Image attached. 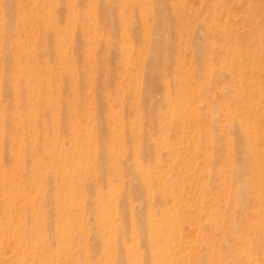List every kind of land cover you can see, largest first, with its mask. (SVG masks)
Returning <instances> with one entry per match:
<instances>
[{
  "label": "bare ground",
  "instance_id": "bare-ground-1",
  "mask_svg": "<svg viewBox=\"0 0 264 264\" xmlns=\"http://www.w3.org/2000/svg\"><path fill=\"white\" fill-rule=\"evenodd\" d=\"M138 1L144 12L140 17L144 35L135 56L129 37L133 17L126 10ZM183 1L124 0L119 9L124 24L123 73L116 89L117 100L131 115L110 102L114 97L99 92L108 110L102 119L95 104L82 98L79 106L77 76L62 54L68 30L62 35L57 25H42L43 33L54 35L60 76L74 84L72 98L64 99V104L62 88L51 84L55 75L23 60L34 51L29 48L34 36H27L31 27L26 17L9 20L0 12V55L13 62L11 76L0 66V139L7 136L10 148L5 154L15 163L13 167L3 164L0 141V264H217L213 257L224 264H241L243 255L264 264V153L260 149L264 117L258 115L259 109L264 111V100L257 99L254 91L257 87L264 98V82L258 80V71H264V17L259 21L254 19L256 14L249 15L250 26L242 33L234 21L222 27L219 20L218 27L209 19L200 26L199 35L191 38L189 25H184L188 17L178 5ZM33 3L37 12L43 11L44 1ZM216 6L214 2L211 9ZM251 6L264 13V0H251ZM94 8L90 4L85 17L71 10L72 32L81 19L89 21L90 32L98 31ZM43 18L53 17L39 20ZM211 28L227 42V58L221 60L214 44L204 43ZM21 35L27 38L19 39ZM5 40L13 46L7 49ZM188 49L192 69L183 61ZM87 50L93 52V48ZM87 60L88 88L108 87V78H98L106 68L95 69L91 56ZM214 72L227 83L215 105L208 98ZM157 89L162 91L160 100L155 96ZM6 92L14 94L12 111L3 103ZM62 105L67 106L68 123L61 121ZM221 114L225 119H220ZM8 119L16 123L15 129L6 130ZM104 127L107 137L103 139L100 129ZM218 129L225 131L223 137H217ZM66 132L69 147L64 146ZM221 146L225 147L223 154ZM188 147L192 156L203 151L208 179L196 173ZM164 156L171 162L166 169ZM221 172L224 179L219 187L228 207L222 214L225 218L219 214L222 219H217L209 212L202 219L210 178ZM249 199L255 203L251 208ZM193 220L199 229L224 234L216 245L201 234V243L213 247L209 253L184 239V226ZM246 224L250 233L243 235ZM227 256L233 257L231 262Z\"/></svg>",
  "mask_w": 264,
  "mask_h": 264
},
{
  "label": "rangeland",
  "instance_id": "rangeland-1",
  "mask_svg": "<svg viewBox=\"0 0 264 264\" xmlns=\"http://www.w3.org/2000/svg\"><path fill=\"white\" fill-rule=\"evenodd\" d=\"M42 1H44L42 5L43 11L37 12V9H35L33 0L32 1L31 0H8V1L0 0V9L2 10L0 11L2 12L1 16L6 17L9 20H15L17 17H26L27 19L26 21H28L29 27H31V32L27 36L29 39L32 37V35L34 36L31 38L33 40H30L31 44H29V48L31 46L30 49L34 51L32 53L30 52L31 55L24 57L23 60H31L32 62L36 63L38 68H41V69L45 68L48 74L55 75L56 78L55 80H53L51 84L53 86L57 84L62 88L63 103L65 104L64 99L72 98L71 91L73 90L72 86L74 84L73 82H68V79L65 78L66 76L63 78L60 76V73L58 72V69H57L58 55H57V49H55L56 42H55L54 35L51 32H49L48 34L43 33L42 25L44 24L46 25L47 23L50 26L57 25L63 31L62 35L64 34V32H67L68 30V33L64 35V40L66 39L67 40L64 44V47H62V54L66 58L65 61H70L73 64L74 73H75V76H77V80L75 79L74 81H76L75 86L77 90H79L78 96L80 98V104H79L80 108H81V99L84 98L87 100L86 101L87 103L95 104L97 106V111H98V114L100 115V116L98 115V117L100 119H102L103 117H106L107 111H108L107 106L106 104H104L103 98L100 99L101 95L99 93V92H103L104 95H107L108 97H114L113 99L109 98L110 102L114 104V106L117 105L118 107L116 106L115 107L118 108L120 111H123L125 115L130 116L131 112L128 111V109L125 107V105H123L122 102L117 100V89H116V84L117 82H119L120 76L123 73V68L121 66V61H120V46L123 40L124 24L123 22L119 20L120 18L119 9L123 7L124 0H42ZM110 1H112V4L107 5ZM187 1L188 2L190 1L188 5H187L188 3ZM187 1L184 0L183 2H179V4L178 3L177 4L179 5V8L182 9L183 16L185 18L186 16L188 17L185 19V22H187L188 24L185 23L184 25H189L188 34L191 36V38H193V35L195 37L199 35L200 26L204 24L205 21H208L209 19H211V23H213L212 19H214V22L216 23L218 27H221V26L229 27L234 21L235 22L233 23L234 26H236L238 30L241 31L242 33L245 31V29L249 28L250 23H251L249 19L250 17H253L256 14L255 15L256 17H254V19H257L259 21L261 20V17H264V13L262 10L261 11L260 9L257 11L252 10L251 0H221L220 3H219L220 0H187ZM213 1L217 3L215 10L211 9V5L214 3ZM94 2L95 4H93ZM140 2L141 1L136 2L134 8L128 7V9L126 10V12H128L129 17H133L134 27L131 29V32H129V37L133 44V50H134L135 56L138 55V50L140 48L142 37L144 35V29L141 25V20H140V17H142L144 12L141 11ZM184 3L186 6L184 5ZM90 4L94 5L95 7L92 16L94 17V20L96 21L98 25V31L94 33L90 32L89 31L90 30L89 21L85 19H81L72 32L71 27H70V22H69V17H71V10H74V13L78 15L77 17H85L84 15L86 14V12H89L90 10ZM187 7H189L188 9L190 11L187 9ZM8 8H10V10ZM111 8H113L112 9L113 11L111 10ZM168 11L170 13L173 12L171 8H169ZM18 12H19V15H18ZM111 14H113V16H110ZM249 15L250 17H248ZM35 17H38V21H35ZM41 17H53V18H50V19L43 18L42 20L41 19L39 20V18ZM147 17L150 18L149 15H147ZM109 18H114L115 19L114 22L112 23L108 22ZM219 20L222 22L221 26L220 24L218 25V23H220ZM54 21H56V23H54ZM151 22H152V18H151ZM36 25H38L39 30H37ZM153 25L155 26V23H153ZM11 37L13 39L15 35L12 34ZM18 38L26 39L27 37L25 35H21ZM170 39L172 41H175V40L177 41L174 35H171ZM74 40H76V42ZM105 40L109 42H105ZM204 43L208 45L214 44L215 55L218 58H221V60L224 57L227 58V53L225 50L226 49L225 45L227 44V42L223 40V37L218 35L217 31L214 28H211L209 30L207 37H205L204 39ZM5 46L8 49L9 47H12L13 45L10 41L6 42L5 40ZM88 48H91V49L93 48V52L89 53L87 50ZM77 49L78 51H75ZM32 54H34L35 59L32 57ZM183 55H184L183 61L185 62L186 67H191L192 69L194 62H193V58H192L190 50L188 49V51H186ZM188 55H190L189 60H187ZM89 56L93 57L92 63L95 69L98 66L106 68L105 70L100 71L98 73L99 79L101 80L102 79L106 80V78L109 79L108 87H106L103 90L99 88H95L92 90V88H88L87 86V83L85 80V70L89 67L87 63L88 62L87 59L89 58ZM187 62L189 64H186ZM215 62H220V60L215 61ZM190 63L192 66L190 65ZM218 65L219 63H216L214 64V67L216 68ZM0 66L5 67L6 73L9 71V74H10L9 76L12 75L13 62H9V60L7 61L3 55H0ZM258 72H259L258 80L261 84V82H264V71L261 70ZM225 84H227L226 79H218L216 77V72H214L212 75V85L208 92V98L212 100L213 105L219 103L217 100V97L219 98L220 89ZM219 85H220V88H219ZM261 86H264V83H262ZM156 91H155V96L157 100H160L162 97V91L160 89H157ZM254 91L256 92L255 94L256 98L257 99L259 98L260 101H263L264 98L259 95L257 87H254ZM13 96H14L13 93L8 94L6 92L3 94V103L6 104V107L10 109L11 111L13 110V107L11 105V103L13 102ZM66 109H67V106L62 105L61 121L63 123L69 122V117H67L66 115ZM258 115L260 119L264 117L263 109L258 110ZM48 116L49 114H46V115L44 114L45 118H48ZM220 119H225V117L221 114ZM15 124L16 123L14 121H11L8 119L6 121V130L8 131L9 129L10 130L15 129L14 127ZM223 128H225V126ZM96 129L99 131V127H95V131ZM222 129H218L216 131L217 137H223L222 134L225 131H223L224 129L223 130ZM100 131H101V137H103V139L106 138L107 137L106 128L105 127L101 128ZM70 142H71L70 135L68 134V132H66L64 136V146L69 147ZM172 142H175V141H172ZM262 143H263L262 141L259 142L260 147L264 144ZM1 144L3 146V157H4V158L2 157L3 164L7 167H13L15 163H13L12 157H8L5 154L10 148V141L8 140L7 136L3 138V140L1 141ZM224 148H225L224 146L219 147V151L222 154L226 152ZM260 149L264 153V145ZM190 151L191 149L188 147V150H186V152L188 154L190 153V156L192 158L191 160L193 161L192 162L193 167L196 170V173L198 174L200 172V174L203 176L206 174L204 178H206L207 176L206 179H208L209 178L208 171L207 173L205 171L206 169L205 167H207V165L205 162V157L203 156V151H200L197 154L198 156H192L193 152L192 151L190 152ZM163 163H164L163 169L168 168V164L171 163L170 158L168 156H164ZM221 163L222 162H219V164ZM28 167L29 165L26 168L27 171H28ZM223 179H224V176L222 172L217 174V178H210V183L212 184V186L209 191H206L205 193L206 195L204 196L205 204L203 205L202 219H204L205 218L204 215H206L209 212L213 213L214 215H217L218 216L217 219L220 218L221 220L222 219L221 217L225 218V216L222 214L226 213L228 207H226V203L225 204L223 203V197H221L223 195L221 194V188L219 187L220 181H223ZM52 184L53 183L51 182V185ZM27 189L30 190L29 187ZM228 190H229V187H227L226 191ZM224 201L226 202V198L224 199ZM254 204L255 203L253 202L252 199H249V201L247 202V205L250 208L254 206ZM52 207L53 205L50 203L49 208H52ZM222 207H223V210H222ZM218 208L223 212L220 211L218 213L219 211ZM216 209H218V211ZM219 214H221L222 216ZM249 217L250 215H247L245 216V219L243 220H247ZM19 218H20V221H22L21 216ZM22 218L24 220V217ZM195 227H196V224L194 223V220L189 224H185L184 233L187 234L188 237H186V235L184 234L185 236L184 239L186 240V242L188 240V243L190 246H195L196 249L201 248L203 252L209 253V251L212 250L213 247H211L210 249V247L208 248V246L203 245L201 243V241L199 240L201 237V234H203L204 236H207L208 239L210 238L211 241H215V245L218 244L219 241H221L224 238V234L218 230L214 231L212 228L205 230L203 228L199 229L198 227H196L197 228L196 229ZM200 232H203V233H200ZM244 232L245 233L247 232L248 234L250 233L247 224H246V227H244L241 231L243 235L245 234ZM253 238H254L253 241H256V236H253ZM227 253H228L227 255L235 254V251L231 253L230 252H227ZM237 256L240 257L241 255L238 253ZM228 258L231 262V259L233 257L231 258V256H227V259ZM213 260L217 262V264H224L222 261H217V257H213ZM241 264H260V263H258L254 258L252 259L250 257H245L243 255Z\"/></svg>",
  "mask_w": 264,
  "mask_h": 264
}]
</instances>
